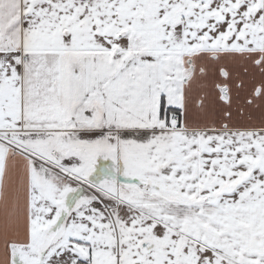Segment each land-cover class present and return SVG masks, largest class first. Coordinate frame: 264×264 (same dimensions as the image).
Listing matches in <instances>:
<instances>
[{"label": "snow or ice", "instance_id": "snow-or-ice-1", "mask_svg": "<svg viewBox=\"0 0 264 264\" xmlns=\"http://www.w3.org/2000/svg\"><path fill=\"white\" fill-rule=\"evenodd\" d=\"M0 264H264V0H0Z\"/></svg>", "mask_w": 264, "mask_h": 264}, {"label": "crops", "instance_id": "crops-1", "mask_svg": "<svg viewBox=\"0 0 264 264\" xmlns=\"http://www.w3.org/2000/svg\"><path fill=\"white\" fill-rule=\"evenodd\" d=\"M2 249H3V242L2 239H0V253H2Z\"/></svg>", "mask_w": 264, "mask_h": 264}]
</instances>
